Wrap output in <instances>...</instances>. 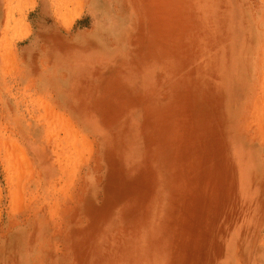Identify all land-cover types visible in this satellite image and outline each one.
<instances>
[{"label":"rangeland","instance_id":"374dc122","mask_svg":"<svg viewBox=\"0 0 264 264\" xmlns=\"http://www.w3.org/2000/svg\"><path fill=\"white\" fill-rule=\"evenodd\" d=\"M0 264H264V0H0Z\"/></svg>","mask_w":264,"mask_h":264}]
</instances>
